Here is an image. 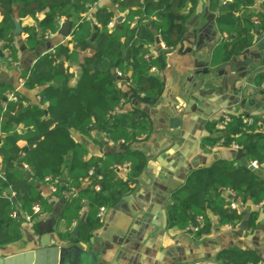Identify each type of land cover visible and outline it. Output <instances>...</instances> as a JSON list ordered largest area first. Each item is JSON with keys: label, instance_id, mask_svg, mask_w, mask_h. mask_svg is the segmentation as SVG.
<instances>
[{"label": "trees", "instance_id": "trees-1", "mask_svg": "<svg viewBox=\"0 0 264 264\" xmlns=\"http://www.w3.org/2000/svg\"><path fill=\"white\" fill-rule=\"evenodd\" d=\"M13 1L0 0L3 15L0 42L8 49L6 62L10 67L18 62L14 19L35 16L34 7L46 11V17L39 22L42 37L57 33L61 18H74L77 25L71 32V41L84 46L92 44L94 53L84 58L75 86L70 85L74 76L70 66L79 49L69 51L66 45L59 44L54 52L43 54L32 70L22 73L27 89L40 88V102L36 104H29L12 83L0 84V246L23 238L22 223L26 215L34 213L36 204L48 208V201L38 187L46 184L55 186L57 197L68 195L63 221L69 227L75 221L80 222L78 238L87 242L101 225V207L114 206L129 193L131 183L146 163L143 153L132 148L146 130L139 127L133 112L117 110L123 101L129 100L130 94L117 85L115 71L128 77L133 93H143L146 102L159 97L163 81L152 69H161L163 62L150 52L155 30L167 51L174 50L183 32L175 21L187 20L190 12L185 13V7L189 2L194 7L196 0H111L120 12H127L125 20L114 25L116 13L108 7L97 10L95 21L85 17L100 0H22L15 6ZM254 2L210 0V10L218 13V29L231 36L229 42L219 45L211 55L214 66L249 48L255 41L257 25L258 31L264 33V13L249 12ZM243 11L244 16L237 15ZM96 30L97 36L92 40ZM25 32L26 44L35 47L39 42L36 27H28ZM106 61L110 62L109 68L101 70ZM261 81L264 82V76ZM11 94L16 99H10ZM249 117L252 123L246 114H232L230 120L222 122L228 132L223 146L239 145L246 161L219 159L211 166L193 170L184 185L172 193L168 205L170 226L186 228L199 218L200 226L194 237L201 239L212 230L211 214L222 225L238 226L242 222V212L231 207L234 199L257 205L264 202V130L260 125L264 119ZM218 122L209 121L207 125L212 129ZM20 126L24 127L22 131ZM93 128L105 134L108 141L126 148L103 157H89L87 144L77 139L71 129L88 136ZM22 139L28 146H20ZM206 141L210 145L216 143ZM251 162H257L259 169H250ZM24 165L31 172V179L23 171ZM124 165L130 171L127 179L119 175V168ZM91 169L95 170L93 175L89 174ZM227 190L233 191L235 197L225 195ZM86 204L88 209L83 215ZM257 217L253 213L252 225ZM60 235L70 239L72 233L64 231ZM218 258L227 264L261 263L256 251L237 247L221 250Z\"/></svg>", "mask_w": 264, "mask_h": 264}, {"label": "crops", "instance_id": "crops-1", "mask_svg": "<svg viewBox=\"0 0 264 264\" xmlns=\"http://www.w3.org/2000/svg\"><path fill=\"white\" fill-rule=\"evenodd\" d=\"M19 1L22 0H14L13 5ZM102 7H108L116 13L112 25L120 23L117 17L123 16V20L127 17V12H120L111 0H100L85 17L93 19L97 10ZM33 12L35 16L15 18L20 22L22 32L17 34L15 39L18 62L14 66L10 67L6 62L8 49L0 42V75L5 82L12 83L27 98L29 104L40 102V88L27 89L22 73L32 70L43 54L54 52L59 44L66 45L69 51L79 49L77 59L70 66V71L74 74L70 85L75 86L84 58L94 53L92 44L84 46L71 41V32L74 25H77L74 18L69 19L72 26L67 37L59 34L60 24L57 33H48L42 37L39 22L46 17V11L40 12L34 7ZM189 12L187 20L175 21V24L183 29L181 39L187 40L183 44L180 40L174 50L167 51V46L162 40L158 44L154 33L155 43L150 46V52L154 57H160L163 62L161 69H152L163 81L159 97L146 102L143 93H133L128 77L116 78L117 85L130 94L129 100L123 101L117 110L133 112L139 127L146 130L132 146L143 153L146 163L131 183L132 190L125 194L130 195L129 199L125 200L119 209L114 206L106 207L100 227L87 242L80 241L83 251L88 253V258L83 259L81 264H227L218 258V254L221 250L232 247L256 251L261 258L260 264H264L262 204L257 205L252 201L244 203L237 199V207L243 214L242 222L238 226L222 225L219 218L211 214L212 230L201 239L194 237L197 228L192 233L189 231L193 228L194 221L186 228L169 224L168 205L172 193L184 185L193 170L211 166L216 160L226 159V153L233 150L232 147L223 146L224 136L228 132L222 124L226 119L222 120L221 117L243 113L264 119V89L261 87V76H264V33H255L254 43L240 56L242 65L238 66L236 74L229 68L222 76L198 73V63L211 57L219 45L231 40V36L218 29V13L210 10V0H196L194 7L193 3L189 2L185 13ZM249 12L264 13V0H255ZM210 15L213 16L212 23L208 20ZM237 15L244 16L245 12H239ZM2 19L3 15L0 14V22ZM69 20L61 18L59 21ZM33 26L37 29L39 42L31 48L26 44L28 33L25 29ZM193 33L197 34L198 38L193 37ZM232 75L239 77L235 76V79L227 84L226 79ZM225 84L236 95H248L249 110L241 105L227 104V100L222 99ZM202 91L206 93L203 94ZM213 120L220 122L210 129L207 124ZM23 129L24 127L20 126L19 131ZM75 135L87 144L89 157H103L107 153L126 148L123 144L108 141L105 134L95 128L88 136H81L77 132ZM206 139L216 143L210 145ZM19 144L22 147L28 146V142L23 139ZM245 161L246 157L240 159L239 163ZM23 168L29 171L26 165ZM119 169L120 177L127 179L130 173L128 165ZM38 187L42 197L48 201V208H42L41 213L34 219L22 223L21 240L0 246V252L6 256L37 251L47 254L53 239L60 245H70L69 239L61 238L60 233H72L79 222L75 221L73 226L69 227L63 221L62 214L68 195L65 194V198L57 197L50 184ZM171 189L172 192L169 193ZM224 193L229 194L228 190ZM58 204H61L60 217L54 215ZM87 209L88 204L85 205L83 215ZM253 213L258 214L254 225L251 224ZM197 220L201 222L199 218ZM244 221L247 225L242 228ZM91 252H94L95 256L91 255Z\"/></svg>", "mask_w": 264, "mask_h": 264}, {"label": "water", "instance_id": "water-1", "mask_svg": "<svg viewBox=\"0 0 264 264\" xmlns=\"http://www.w3.org/2000/svg\"><path fill=\"white\" fill-rule=\"evenodd\" d=\"M123 16L117 17V21L121 22L123 20ZM208 20L212 23L213 22V16H208ZM15 22V30L14 33L20 34L22 32L21 24L19 21L14 19ZM59 24L61 25V28L59 30V34L63 37H67L70 33L72 22L69 21H59ZM259 30V27L257 25V31ZM156 34V42L158 44L161 43V38L158 35V31L155 30ZM97 36V33L94 34L93 38ZM197 37V34L193 33V37ZM198 38V37H197ZM187 40V38L181 39V44L184 43V41ZM242 53H239L232 57L230 60L226 62H222L219 65L214 66L213 65V57H209L203 60L202 63H198V67L200 68L198 73H205V74H212L214 76H222L225 74V71L227 68L233 73H237V68L241 64L240 56ZM2 55V52L0 51V56ZM110 66V62L106 61L103 65L100 66L101 70H107ZM236 75H232L226 79V83L231 82L233 79H235ZM236 77H239L237 75ZM5 82V79L2 75H0V84ZM225 84L224 88V96L222 97L223 100H227V104L232 105H241L244 106L246 110H249V101H248V95L246 93L244 94H234V91L228 87V85ZM203 94L206 93V91H202ZM5 100H7L5 98ZM229 100V101H228ZM249 116V114H247ZM221 119H225L223 116ZM71 133L73 135L76 134L74 129H71ZM246 157V154L239 150H230L228 153H226V159H243ZM250 169L254 170L255 166L250 163ZM23 171L26 173L28 179L32 178V174L30 171H27V169L23 168ZM172 192V189L169 191V193ZM130 195H125L119 202H117L114 205L115 209H119L120 206L123 204L125 200H128ZM63 203V201L61 202ZM57 210L54 211V215L56 217L61 216L60 207L61 204L57 205ZM81 223L79 222L78 225L75 227V229L72 231V236L68 240L70 245H60L56 239H53L52 241V247H50L47 250V254H44L45 252H29V253H21L16 255H9L6 256L3 253L0 252V264H81L83 262V259L88 258V253L84 252L82 249V246L80 244V240L78 238L79 230H80ZM247 225L246 221H244L241 224L242 228H245ZM200 226V222L198 220H194L193 222V228L190 229V233L194 231L195 228ZM91 255L95 256L94 252L90 253Z\"/></svg>", "mask_w": 264, "mask_h": 264}, {"label": "built area", "instance_id": "built-area-1", "mask_svg": "<svg viewBox=\"0 0 264 264\" xmlns=\"http://www.w3.org/2000/svg\"><path fill=\"white\" fill-rule=\"evenodd\" d=\"M254 20L257 22L256 18ZM115 73H116L117 76L122 77V73L120 71L116 70ZM261 87L264 89V82L262 83ZM10 98L11 99H16V96L14 94H11ZM239 115H244V114L240 113ZM224 118L226 120H230V116H228V115H226ZM247 119H248L249 123L253 122L252 118H250L249 116L247 117ZM260 125H261V129L264 130V121L260 122ZM231 147L233 149H235V150H239V151L241 150V147L239 145H237V144H234ZM251 164L254 165L255 168H258L257 162H251ZM94 173H95L94 169H91L90 172H89L90 175H93ZM51 187H52L53 191L56 190L54 185H51ZM96 188H97V190H100V186H97ZM228 193L231 194L232 197H235V193L233 191L228 190ZM262 205H264V202L262 203ZM231 207L234 208V209L237 208V204H236V200L235 199L231 202ZM41 211H42L41 206L39 204H36L34 206V213L33 214L34 215H38L39 213H41ZM105 211H106V207H101L100 212H99V216L102 217L104 215ZM33 214L32 215H26V220L31 221L33 219ZM16 215L17 214L15 213L14 216H16Z\"/></svg>", "mask_w": 264, "mask_h": 264}]
</instances>
